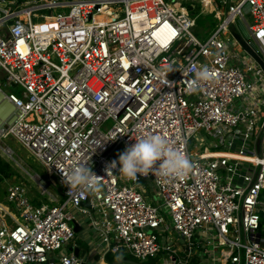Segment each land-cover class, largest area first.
Segmentation results:
<instances>
[{
    "label": "built area",
    "instance_id": "built-area-1",
    "mask_svg": "<svg viewBox=\"0 0 264 264\" xmlns=\"http://www.w3.org/2000/svg\"><path fill=\"white\" fill-rule=\"evenodd\" d=\"M210 14L214 24L196 36ZM232 28L264 61V0H0V75L19 88L4 92L0 81L13 105L0 149L12 156L2 142L16 140L60 194L36 205L24 183L8 184L19 220H0V264H85L75 223L104 256L264 264V69ZM204 68L210 78L197 83ZM147 134L167 138L192 170L129 179L117 164L107 173ZM85 162L100 180L91 195L64 180Z\"/></svg>",
    "mask_w": 264,
    "mask_h": 264
},
{
    "label": "clouds",
    "instance_id": "clouds-1",
    "mask_svg": "<svg viewBox=\"0 0 264 264\" xmlns=\"http://www.w3.org/2000/svg\"><path fill=\"white\" fill-rule=\"evenodd\" d=\"M172 67L164 69L161 75L170 73ZM210 73L206 68L195 72V80H208ZM196 83L191 90L196 89ZM135 143L128 146L119 154L118 161L113 160L107 165V173L117 167L118 172L129 179H136L138 174L148 176L149 173L159 177H181L186 176L194 167L189 158L165 137L156 134H147L135 138ZM159 162V163H157ZM65 182L72 189H78L88 194H94L99 190L100 180L92 168L85 163H79L72 168L69 174L64 177ZM117 259H120L117 257Z\"/></svg>",
    "mask_w": 264,
    "mask_h": 264
},
{
    "label": "rangeland",
    "instance_id": "rangeland-1",
    "mask_svg": "<svg viewBox=\"0 0 264 264\" xmlns=\"http://www.w3.org/2000/svg\"><path fill=\"white\" fill-rule=\"evenodd\" d=\"M185 4L184 2H182ZM60 12H68V10H53L51 11L52 14H57ZM45 13H50L49 11ZM197 27L194 30L196 36L201 38V33L199 31L204 32V36L208 33V25L212 26L214 24L212 14L202 16L197 20ZM234 26L238 29V31L245 37L249 38L250 33L247 28V25L241 19H238ZM0 81L2 83V89L4 92L14 91L15 93L19 94L18 87H7L4 85L3 76L0 75ZM8 145L12 148L13 154L9 156L0 149V158L4 160L10 166V170H4V172L0 173V201H5V193H6V186L8 182L11 181H18L24 183L26 186L29 195L35 202H48L50 203L55 197L59 196V192L57 189V185L53 182L50 178L47 170L44 166L27 150L23 148L16 140L14 139H7L6 141L2 142V146ZM192 152L198 151L199 148H195L193 144H191ZM147 189L149 190L150 187L148 186ZM59 194V195H57ZM151 194L156 196V200L160 203V199L155 194V192L151 191ZM151 198V196H149ZM77 215H80L79 212H76ZM259 232L262 233L264 237V215H262L260 219V229ZM77 239L80 237L79 232H77ZM112 256V255H111ZM116 256H112V261L116 260ZM128 259H132L138 261L134 257H128ZM110 262V263H111ZM149 264L154 263V259H148ZM122 264H129V263H122Z\"/></svg>",
    "mask_w": 264,
    "mask_h": 264
},
{
    "label": "crops",
    "instance_id": "crops-1",
    "mask_svg": "<svg viewBox=\"0 0 264 264\" xmlns=\"http://www.w3.org/2000/svg\"><path fill=\"white\" fill-rule=\"evenodd\" d=\"M11 112H13V105L8 100L3 99L2 96H0V120L6 118ZM9 183L10 182H8V184ZM29 197L31 198L30 195ZM31 200L36 205L44 203H35L32 198ZM0 220L11 226H13L19 220L16 208L7 201L6 193L5 201H0ZM78 232L80 237L77 239V248H79L80 255L84 256L86 259V264H110V262L107 261L108 255L104 256L100 248H97V253H95V247L98 244V239H96L94 233L90 231L89 226L83 224V228H80V231Z\"/></svg>",
    "mask_w": 264,
    "mask_h": 264
},
{
    "label": "water",
    "instance_id": "water-1",
    "mask_svg": "<svg viewBox=\"0 0 264 264\" xmlns=\"http://www.w3.org/2000/svg\"><path fill=\"white\" fill-rule=\"evenodd\" d=\"M232 34L235 36V38L240 42L242 47L250 54L252 55L258 63L263 67L264 69V61L260 58V56L251 48V46L248 44V42L243 38V36L237 32L234 28L231 29ZM85 207H90L89 201L84 202L83 204ZM76 232L80 231V227L77 223L74 224ZM73 248L70 247V250ZM75 254H79V248L74 249ZM122 263H129V264H144L140 263L138 261L132 260V259H119L115 260L114 262H111L110 264H122ZM86 264V263H85Z\"/></svg>",
    "mask_w": 264,
    "mask_h": 264
},
{
    "label": "trees",
    "instance_id": "trees-1",
    "mask_svg": "<svg viewBox=\"0 0 264 264\" xmlns=\"http://www.w3.org/2000/svg\"><path fill=\"white\" fill-rule=\"evenodd\" d=\"M4 170H10V166L8 165V163H6L4 160L0 158V173L4 172ZM35 203H40V202H35ZM126 257H130V256L128 255ZM107 261L108 262L112 261V256L110 254L107 256Z\"/></svg>",
    "mask_w": 264,
    "mask_h": 264
},
{
    "label": "snow or ice",
    "instance_id": "snow-or-ice-1",
    "mask_svg": "<svg viewBox=\"0 0 264 264\" xmlns=\"http://www.w3.org/2000/svg\"><path fill=\"white\" fill-rule=\"evenodd\" d=\"M261 35H264V33H261Z\"/></svg>",
    "mask_w": 264,
    "mask_h": 264
},
{
    "label": "bare ground",
    "instance_id": "bare-ground-1",
    "mask_svg": "<svg viewBox=\"0 0 264 264\" xmlns=\"http://www.w3.org/2000/svg\"><path fill=\"white\" fill-rule=\"evenodd\" d=\"M13 225V224H12ZM9 226H11V225H9Z\"/></svg>",
    "mask_w": 264,
    "mask_h": 264
}]
</instances>
